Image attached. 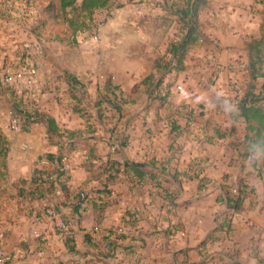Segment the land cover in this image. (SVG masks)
Instances as JSON below:
<instances>
[{"label": "crops", "instance_id": "obj_1", "mask_svg": "<svg viewBox=\"0 0 264 264\" xmlns=\"http://www.w3.org/2000/svg\"><path fill=\"white\" fill-rule=\"evenodd\" d=\"M52 2L25 0V10L16 7V11L10 4L0 6V15H5L7 23V33H3L5 28L0 31V63L4 55L17 52L23 44L30 45L31 50L39 46L38 84L17 99L53 118L60 131L83 130L86 123L72 110L65 79V74L72 72L80 80L81 69L60 53L58 35L63 27L50 10ZM154 3L110 0L107 5L115 9V15L103 29L101 64L126 103L120 114L110 109L101 113L120 122L129 108L132 113L123 127L126 131L117 132L118 140L126 138V145L115 152L109 150L113 137L102 128L105 116L94 105L96 96L104 91L98 95L86 92L83 104L93 115L95 126L90 121L92 132L85 139H74L78 142L68 158L71 168L66 173V191L55 184L53 193L32 201L25 196L24 202L0 194V244L6 240L1 230L5 225L13 227L6 236L8 264H128L129 260L131 264H260L264 259V215L260 209L264 205L263 154L247 149L244 120L234 116V108L220 102L228 92L221 85L227 74L232 75L229 64L242 58L245 69L233 75L245 85L249 81L245 42L259 36L264 0H211L209 16L214 31L227 32L216 35L221 48L212 55L221 69L216 83L199 85L198 76L186 70V54L185 70L162 76L160 90L163 95L168 93L164 102L150 99L147 85L142 83L151 73L153 82L159 77L153 63L158 49L163 55L169 43L158 39L156 19L168 15ZM113 47L144 51L113 59ZM262 83L264 79L259 80L258 88ZM263 89L260 104L264 108ZM8 122L6 114L0 120L9 140L6 184L29 181L35 169L45 171L42 177L49 178L55 164L46 154H57L58 150L47 140L44 125L32 124L28 131L14 132L6 129ZM176 140L178 153L173 149ZM239 183L244 190L242 209L228 211L225 217L220 192ZM79 190L91 195L82 213L72 207ZM6 191L15 194L14 188ZM47 206L69 220L73 234L69 238L76 252H69L64 237L43 216ZM226 218L230 226L227 232L221 230ZM32 223L41 237L33 235ZM94 226L98 237L90 230ZM108 229L124 237L117 240L110 256L101 248L98 255L92 244ZM208 235L211 238L202 245ZM37 238H43L41 247H37ZM22 240L25 247L20 246Z\"/></svg>", "mask_w": 264, "mask_h": 264}, {"label": "trees", "instance_id": "obj_2", "mask_svg": "<svg viewBox=\"0 0 264 264\" xmlns=\"http://www.w3.org/2000/svg\"><path fill=\"white\" fill-rule=\"evenodd\" d=\"M204 1H189L186 9L181 11L179 15L185 25V33L180 39L168 43L163 55L164 57L161 60L158 58L154 60L153 65L158 69L159 77L153 82L154 74L151 73L143 79L142 83L147 85V92L150 99H157L164 102L168 93L164 91L163 95L160 90L163 82L162 76L172 71L181 72L185 70L184 59L189 47L195 41L197 31L196 14L199 6ZM109 2L110 0H59L60 15L63 16L67 24V29L75 35L76 32L89 30L93 12L106 7ZM49 7L52 9V5ZM68 9L73 12L74 15L72 17L67 16ZM245 47L248 56L246 71L249 76V81L245 85L243 97L234 107V116L241 117L244 120L246 124L245 141L247 142V149H250L251 152L259 150L263 154L261 167L264 169V108L260 104L264 83L258 88L259 80L264 79V15L261 17L259 36L245 42ZM65 79L69 86L70 98L73 102L72 110L74 113L79 114L86 123L85 129L83 130L60 131L53 118L41 113L37 107L28 108L23 101L17 99L14 93H10V113L19 121L20 131H28L32 124L44 125L46 138L51 145L57 147L58 153L46 154L47 160L55 164L52 173L49 174V178L44 179L42 177L46 173L45 171L35 169L29 181L19 179L7 185L6 170L9 140L0 127V194L3 196L6 194L8 198H21L23 202L25 201V196L31 201L41 199L46 193H53L57 190L55 184L59 186L61 191H66V173L62 171V161L63 159H68L70 153L75 151L78 142L74 140L75 138L80 137V139H85L86 134L92 132L90 121L93 115L87 111V107L83 104V99L86 97L87 91L82 82L73 74L65 75ZM102 89L104 93L98 95L97 99L94 100L97 112L102 114V110L110 109L120 114L122 105L126 103V100L120 93L116 92L118 87L112 85L111 80L107 78L103 83ZM102 104H105V107L101 109ZM100 116L99 118H101ZM116 143H118L119 147L123 148L126 145V138L121 137ZM9 188H14L15 194L10 193V191L7 192L6 190ZM242 188L243 186L241 187L240 183L236 186V195L230 191V187L220 192L218 199L219 201L225 202V217H227L228 211H241L244 197V190ZM79 192L74 195V201L72 203L73 210L78 213L82 210L78 204ZM228 223L229 221L226 218L221 227L228 225ZM122 237L124 235L118 234L112 229H108L105 235L99 237L100 239L98 240L103 243L104 247L107 246V249L105 248L106 256H110L113 253L117 247V240ZM210 238L211 236L208 235L202 242V245ZM65 245L68 246L69 252H76L75 245L70 238L65 241ZM259 262L260 264H264V259L261 258ZM8 263L9 260L7 261Z\"/></svg>", "mask_w": 264, "mask_h": 264}, {"label": "rangeland", "instance_id": "obj_3", "mask_svg": "<svg viewBox=\"0 0 264 264\" xmlns=\"http://www.w3.org/2000/svg\"><path fill=\"white\" fill-rule=\"evenodd\" d=\"M189 1H192V0H155V2H156V3H154L155 6H157L158 8L164 9L166 11V14L168 15L166 17L163 14L162 16H159L158 19H156L157 20V22H156L157 28L160 29L159 33H158V39H166L167 43H168V42L173 41V40L174 41L178 40L182 37V35L185 33V25L181 21L179 14H181L182 10L186 9V6L189 3ZM52 3H53V8L51 9V11L57 15V18L59 19L60 25L63 27L62 34L60 36L58 35L59 44L61 45L60 53L62 54V56L65 59H72L76 65L74 67L81 69V71H80L81 76H79V77H80V81L82 82V84L86 87V91L88 93H89V90L93 91L94 95L101 94L103 92L102 86H103L104 81L107 78L110 79V75L105 71V69L102 68V64H101V58H102L101 53L103 52L102 47H103V40H104V32L102 31V33H103L102 40L99 42H95L92 39L89 30L79 31V32H76L75 35H73L71 33V31L67 29V24H66L65 20L63 19V16L60 15V9H59L58 1L54 0V2H52ZM9 4H10V7H12V10L16 11V7H18V9L21 8V9L25 10V7H24L25 6V0H0V6L1 7H7V5H9ZM22 5H23V8H22ZM212 6H213V4L211 5V0L210 1L205 0L199 6L197 14H196L197 31H196V35H195V41L192 43V45L189 47V49L186 53L188 56L187 62H186L187 63V66H186L187 69L186 70L188 72L192 73L193 75H196V77L198 76L197 77L198 78V84L199 85H205V86H211V85L213 86L217 80V73H219V71H221V69H218L219 66L217 63H215V60L213 59V56H212L215 54V52H218V50H221V48H219V45L217 44L216 35L222 33V35L225 36L227 34V32L217 33L214 31L213 27L215 26V24H211L213 21L211 20V17L209 16V12H210V9ZM17 11L19 12V10H17ZM7 15L9 16V18H11L12 14H10V12H8ZM73 15H74L73 12L70 9H68L67 16L72 17ZM3 16L5 17V15H0V31H2V28H5L3 31V33L5 34V33H7V31H6L7 23H6V19H4ZM1 17H3V18H1ZM14 17H18V16L14 15ZM18 18H20V16ZM152 24H154V23H152ZM170 28H173V31H170ZM5 37H8V36H5ZM104 50H106V49H104ZM18 51H19V49H18ZM143 51H144V49H139V48H136V49L127 48L126 49V48L113 47L112 49H110V55H111V58L113 56V59H114V58H119V57L125 56V55L126 56L136 55L138 53L142 54ZM158 51L159 52H158L157 58L159 60H161L164 57L163 56L164 54L163 55L160 54L161 53L160 48L158 49ZM17 52H15V53L13 52L11 54H6V55H4V57H6L8 55H12V54H17ZM229 65L231 66L230 67V73H232V75L227 74V77H225L223 79L224 83L221 85L228 92H227V94L222 95V100H220V102L224 103L228 107L230 106V107L234 108V105L232 104L233 90L231 88V80H236V82L239 84V87L244 91L245 82H243V80L239 81L237 79V77L235 75H233V73H235L234 71H237L239 73L242 70H244L245 64L243 63V59L241 58L236 63H231ZM220 67H221V65H220ZM71 73L72 72H69V74H71ZM67 74L68 73H66L65 75H67ZM261 81H263V80H261ZM10 93L11 92H9L8 89L0 86V120H1V118L4 120V117L6 114L9 115V120H10V114H9V110L11 108V104H10L11 95H10ZM87 99H89L88 96H87ZM131 113L132 112L129 110V108H126L123 112V117H122L123 121L120 120V122H119V120L116 119V117L107 116L105 114V112H104V114H102L105 116L104 117L105 122H104V125L102 126V128L104 130H107L108 133L110 135H112V137H113V141L111 143H108L109 149H110L111 144L113 142L118 141V138L120 135L118 136L119 133H117V132L123 131V129H124L123 127L127 126V120L131 116ZM93 125L95 126V123H93ZM115 128H116V131H115ZM6 129L12 131L9 127V122H8V128H6ZM124 130L126 131V129H124ZM17 134H20V133H17ZM173 143L175 144L173 146L174 153H178L180 150L178 148L179 147L178 140H176V142L174 141ZM65 165L68 169L67 172H69V169L71 168L69 161L65 162ZM235 188H236V186H230V191L236 195L237 192L236 191H235V193L233 192L235 190ZM79 191H83V190H79ZM86 194H87V203L86 204H88V201L90 200L91 195L88 192H86ZM47 209H53L57 214H59V213L55 208H53L51 206L45 207L42 211L43 216L47 217L48 220L51 222V225L54 228L55 232L62 235L64 237V241L69 239V236H71V235L73 236V234H71V232H70L71 228H70L69 220L67 221V220L63 219L62 218L63 216L59 214V218L62 220L63 226L58 227L55 224V220L47 215ZM260 209L262 210V213L264 215V205L262 207H260ZM82 210H80L81 213L85 209L83 211ZM32 224H34V223H32ZM1 225H3V224H0V226ZM33 226L34 227L31 230V231L34 230L33 235L37 236L38 238L41 237L37 233V231L35 230L37 225L34 224ZM8 227L9 226H7V228H6V225H5L4 229L1 230V233L3 234L1 236H3V237L5 236L6 240H5L4 245L0 244V251L1 252L4 251L7 255H8V250H7L6 245L8 243L7 240L9 238H6V236L8 235V231L10 233H11V231L13 232V227H11V228H8ZM229 227H230L229 225H225L224 227L222 226L221 230L223 229V231L227 232L229 230ZM94 228H95V226L91 227L90 230L93 232ZM98 234L99 233H96V235H94V237H98ZM38 238H37V240H38L37 247H41L44 244V241H42L43 238L42 239H38ZM0 239H2V237H0ZM96 239L97 238L94 239L95 243L92 244V250L96 251L98 255L100 253L99 248H101L102 250H104L106 252L107 246L104 247L103 243H101L100 240H96ZM22 241L23 242L20 243V246L25 247V242H24L25 240H22ZM120 243H122V242H120ZM66 247H68V246H66ZM131 261L132 260H129V261H127V263L131 264Z\"/></svg>", "mask_w": 264, "mask_h": 264}, {"label": "built area", "instance_id": "obj_4", "mask_svg": "<svg viewBox=\"0 0 264 264\" xmlns=\"http://www.w3.org/2000/svg\"><path fill=\"white\" fill-rule=\"evenodd\" d=\"M115 15V9L111 6L97 9L92 14L89 32L92 39L95 42L102 40L103 29L106 24ZM41 49L38 46L33 50L30 49V45L23 44L19 48L17 54H12L3 58L0 64V86L14 93L16 96H20L25 91H33L38 84V69L36 59L39 57ZM231 88L233 90V101L235 105L243 97L244 91L239 87L236 80H231ZM9 127L12 131L17 132L20 130L19 121L10 113ZM119 148L118 143L113 142L110 147L111 152H115ZM68 159L62 161V171L65 173L68 171L65 162ZM235 193V190L233 191ZM87 203L86 192H79V206L83 209ZM47 215L55 220V224L58 227H62V220L59 218L53 209H47ZM98 232L97 228L93 229V233ZM9 255L4 251H0V264H7Z\"/></svg>", "mask_w": 264, "mask_h": 264}, {"label": "water", "instance_id": "obj_5", "mask_svg": "<svg viewBox=\"0 0 264 264\" xmlns=\"http://www.w3.org/2000/svg\"><path fill=\"white\" fill-rule=\"evenodd\" d=\"M184 264H193V263H184Z\"/></svg>", "mask_w": 264, "mask_h": 264}]
</instances>
